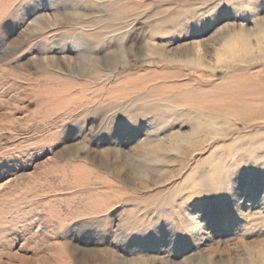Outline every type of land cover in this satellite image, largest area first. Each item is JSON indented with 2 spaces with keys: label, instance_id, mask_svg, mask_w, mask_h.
Returning a JSON list of instances; mask_svg holds the SVG:
<instances>
[{
  "label": "rangeland",
  "instance_id": "rangeland-1",
  "mask_svg": "<svg viewBox=\"0 0 264 264\" xmlns=\"http://www.w3.org/2000/svg\"><path fill=\"white\" fill-rule=\"evenodd\" d=\"M0 46V264H264L260 0H0Z\"/></svg>",
  "mask_w": 264,
  "mask_h": 264
},
{
  "label": "snow or ice",
  "instance_id": "snow-or-ice-1",
  "mask_svg": "<svg viewBox=\"0 0 264 264\" xmlns=\"http://www.w3.org/2000/svg\"><path fill=\"white\" fill-rule=\"evenodd\" d=\"M246 2H247V0H245V3ZM260 3L264 4V0H260ZM241 6H243V5H241ZM221 9H226L228 11H231L232 10V6H230V5L226 4V3H220V10ZM0 49H2V46H0Z\"/></svg>",
  "mask_w": 264,
  "mask_h": 264
}]
</instances>
